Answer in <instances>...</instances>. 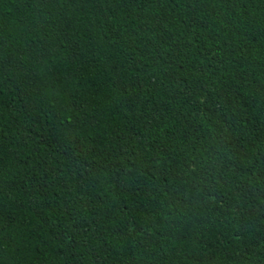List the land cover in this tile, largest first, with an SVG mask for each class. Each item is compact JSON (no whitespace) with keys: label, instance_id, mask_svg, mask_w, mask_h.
<instances>
[{"label":"trees","instance_id":"trees-1","mask_svg":"<svg viewBox=\"0 0 264 264\" xmlns=\"http://www.w3.org/2000/svg\"><path fill=\"white\" fill-rule=\"evenodd\" d=\"M0 264H264V0H0Z\"/></svg>","mask_w":264,"mask_h":264}]
</instances>
